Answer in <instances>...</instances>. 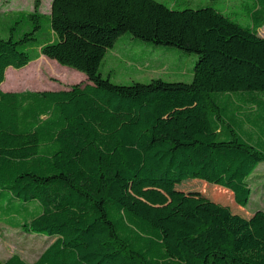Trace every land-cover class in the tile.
I'll use <instances>...</instances> for the list:
<instances>
[{
  "label": "trees",
  "instance_id": "obj_1",
  "mask_svg": "<svg viewBox=\"0 0 264 264\" xmlns=\"http://www.w3.org/2000/svg\"><path fill=\"white\" fill-rule=\"evenodd\" d=\"M234 14L158 0H51L48 14L36 0L17 11L15 22L31 28L0 35V84L8 66L33 59L27 42L40 30L48 38L36 57L87 81L0 87V199L32 210L15 226L53 238L33 262L15 252L0 264H264V208L239 214L177 187L218 185L245 207L264 161L239 120L264 133V112L252 120L240 105L264 104V0H251L247 24ZM123 34L195 52L192 79L110 81L100 65Z\"/></svg>",
  "mask_w": 264,
  "mask_h": 264
},
{
  "label": "rangeland",
  "instance_id": "obj_2",
  "mask_svg": "<svg viewBox=\"0 0 264 264\" xmlns=\"http://www.w3.org/2000/svg\"><path fill=\"white\" fill-rule=\"evenodd\" d=\"M36 0H1L0 1V35L2 37L9 36L10 32H15V37L22 34V31L30 30L31 23L26 21L22 24L16 23V13L21 10H32ZM39 10L48 14L50 10L51 0H38ZM165 3L167 6L175 9L183 8H199L205 5H211L224 14L232 15L235 18L238 13L240 22L247 24V12L251 6V0H158ZM237 18V17H236ZM16 29H12V28ZM22 28L19 32L18 30ZM258 33L264 35V26L258 29ZM37 41L46 40L48 34L46 30L37 32ZM36 40L27 42L28 53L33 59L22 67L16 68L8 66L6 69L9 76L2 81V89L9 84L15 85L21 80L20 76L29 79L26 86L18 87L21 90L26 89H49V88H68L74 83H84L87 81L86 74L83 71L73 67L60 64L55 59L44 55H38V47ZM117 43V46H123L119 49L116 57L110 56L112 48H108L100 65V71L104 77H108L110 81L119 84H129L133 81L148 82L152 78L160 77L165 80H182L190 81L192 79V69L197 59L195 52L187 51L173 45H158L147 40L137 38L136 43L123 41ZM116 46V47H117ZM155 56V57H154ZM35 57V58H34ZM109 57V58H108ZM154 57V58H153ZM153 58V59H151ZM111 59V60H109ZM151 59V60H150ZM173 62L176 65L163 64L158 65V62ZM180 71V72H175ZM7 90V89H6ZM216 100H221V95H214ZM257 98H264V93L257 92ZM235 101V100H234ZM245 104L246 113L249 117L258 120V115L264 112V104L257 99L258 106L248 105L249 101L240 103L243 108ZM235 103L233 104V106ZM230 106V105H229ZM236 106V105H235ZM231 107V106H230ZM238 119V117H237ZM244 128V136L252 143L264 145V133L258 127H253L250 123L243 119H239ZM197 179H189L184 184L177 187L186 192L195 194L202 193L212 199L226 204L236 213H241V208L248 210H256V200L260 198L264 200V161H261L250 178L252 188L251 196L245 207L235 203L232 192L231 202L223 197L225 189L221 186L204 187L196 182ZM202 181V180H200ZM212 194V196H211ZM3 202V203H2ZM16 202H23L20 199L8 203L6 199H0V209L7 217L0 216V260H4L12 253H18L23 259L28 262L34 261L38 255L44 250L45 246L53 239L49 235L42 233H30L23 231L20 227L15 226L19 222H23L27 218H31L32 210H25L23 207L18 209L19 205ZM237 206V207H236ZM32 207V206H31ZM30 207V208H31ZM0 215H2L0 213Z\"/></svg>",
  "mask_w": 264,
  "mask_h": 264
},
{
  "label": "crops",
  "instance_id": "obj_3",
  "mask_svg": "<svg viewBox=\"0 0 264 264\" xmlns=\"http://www.w3.org/2000/svg\"><path fill=\"white\" fill-rule=\"evenodd\" d=\"M50 6H51V4H50ZM49 12H50V10H49ZM48 12V13H49ZM260 35H262V34H260ZM129 41V42H131V43H136L137 42V39L136 38H134V37H132V36H130V35H128V34H123L122 36H120L117 40H116V42H115V45L113 46V47H111L112 48V53H108V54H110V56H112V55H114V57H116L117 55H118V53H119V49L120 48H122L123 46H117L116 44L117 43H124L123 41ZM117 46V47H116ZM120 54V53H119ZM155 57V56H154ZM153 57V58H154ZM109 58V57H108ZM153 58H151V59H153ZM150 59V60H151ZM109 60H111V59H109ZM112 61V60H111ZM163 64H171V65H176L177 66V64H175V63H173V62H158V65H163ZM177 67H179V66H177ZM7 70V69H6ZM6 70H5V77H6ZM175 72H180V71H175ZM192 72V71H191ZM5 79V78H4ZM2 84V83H1ZM0 84V87L2 88V85ZM18 87H20V86H15V85H11V84H9L7 87H5L3 90H11V91H19V90H21V89H19ZM49 89H57V88H49ZM32 90H36V89H32ZM251 178V177H250ZM256 203H257V206L259 207V208H264V200H262V199H260V198H257V200H256ZM246 209V208H245ZM248 212H249V214L252 212V211H254V210H248V209H246ZM36 260V259H35ZM33 262V261H32Z\"/></svg>",
  "mask_w": 264,
  "mask_h": 264
}]
</instances>
